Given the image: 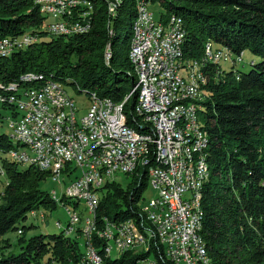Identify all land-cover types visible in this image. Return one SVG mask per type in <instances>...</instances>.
<instances>
[{
    "label": "trees",
    "instance_id": "16d2710c",
    "mask_svg": "<svg viewBox=\"0 0 264 264\" xmlns=\"http://www.w3.org/2000/svg\"><path fill=\"white\" fill-rule=\"evenodd\" d=\"M90 1L86 32L55 35L46 29L48 19L33 0H0V40L37 37L25 48L0 57V85L13 83L24 91L37 83L20 79L25 73L37 72L33 74L61 83L67 92L70 88L88 98L96 94L122 103L126 123L140 133L151 132L150 125L136 113L137 90L130 93L137 85L129 52L138 4L143 1L152 10L158 3L162 9L157 18L163 23L172 15L181 18L186 60L204 61L209 43L232 56L226 61L228 70L222 63H208L202 85L206 98L200 112L208 138L205 152L210 178L201 188L200 234L214 264H264V0H118L113 13L107 0ZM244 50L261 58L251 60V68L245 72L234 68L242 62ZM235 56H241L240 61ZM2 110L9 113L5 117L17 113L14 105L1 103L0 123ZM14 148L7 132L0 130V166L5 171L0 179V264H79L84 255L83 227L80 236L60 231L26 238L33 223L16 225L32 211L55 209L57 202L40 187L51 172L9 161L6 154ZM146 157V166L128 174L132 179L126 188L105 181L96 189L99 227L105 219L112 224L133 219L139 232L150 238L149 226L141 224L139 201L148 184V166L156 163L152 148ZM66 202L65 207L73 205L77 211L78 200ZM9 231L22 233L18 234L19 251L6 255L10 244L1 237ZM93 243L103 251L100 246L105 247V241L93 236ZM145 248L150 249L127 250L114 258L103 256L104 264H143L149 255L157 264H173L160 256L152 242Z\"/></svg>",
    "mask_w": 264,
    "mask_h": 264
},
{
    "label": "built area",
    "instance_id": "2783aa9c",
    "mask_svg": "<svg viewBox=\"0 0 264 264\" xmlns=\"http://www.w3.org/2000/svg\"><path fill=\"white\" fill-rule=\"evenodd\" d=\"M51 1L61 2V9H45V16L48 19V23L45 25L47 30L56 28L88 30V17L91 9L84 4V0ZM107 1L108 7H113L114 0ZM37 2L38 0H33L35 6H37ZM72 5H80V12H72ZM141 9L142 17L138 21V37L132 43L131 53L140 63L143 81H141L140 87H134L130 93L134 90L143 91L145 113L153 119H158L159 132L153 133L152 137L133 135L122 123V103H116L109 98L95 99L90 94L88 106L83 114V124L90 125L93 142L100 144L102 150H110V157L92 158L89 155V160H82L79 158L77 144H74L68 137V127H73L72 116L77 113V107L64 86L55 80L46 78L44 84H37L22 91L19 85L9 83L5 86L0 85V89H2L0 90V104L6 103L9 99L19 100V97H26V105H20V109H16L17 113L14 116L7 117V133L11 135L12 140L16 137L41 136L42 142H48V152H41L40 146L9 153L22 156L23 164H28L27 154L40 156L45 162H54L53 153L49 149V138L58 139L59 152L71 149L75 156L76 168L73 172V180L69 184L70 196H62L59 190V198L61 201L62 197H65L66 200H83L84 203H88L90 208L89 227L90 230H94V224L98 223H95L96 209L93 204V195L90 192V173H99L100 186L104 183L102 180L103 171H111V178L114 177L115 169H122L123 174H132V161L122 158V150H133L134 157L138 153H145L147 156L150 150L148 141L156 143V140L160 139V135H167V143H164L162 152L155 153V157L162 158V165L151 169V173L148 174V181L157 189V195L149 199L147 203L142 196L140 200L142 202L139 201V216L142 218L143 226H149V233H152V247L156 246L160 249L162 258L169 259L173 264H204L191 238L188 222L181 214V205H185L184 191H178L180 179L178 178L177 157H180L179 143L182 140L174 139L173 118L176 115L175 106L184 105L187 92L178 84L176 73L170 70V44L167 41V34H176L179 18L174 19V23H165L166 35L162 44L152 47V55L143 56V48L149 47V39H152L153 11L148 5H142ZM60 12L74 14V23L57 21V14ZM31 37L36 36L32 34ZM13 39L14 37H8V39L0 40V52L8 51L13 47ZM240 59L241 56L234 58L235 61H240ZM151 66H158L157 76H150ZM32 73L37 72L25 74ZM61 98H71V105H61V111L52 110V103H61ZM163 104H171L172 113H163ZM196 105L197 101L192 103L189 108L190 119L193 107ZM91 109L102 110V114L105 115V129H98V122L91 117ZM53 119L61 120L62 129H53ZM112 135H121L123 144L110 145V136ZM82 139H84L83 136ZM197 167L199 168V165ZM63 170L62 164V172ZM0 173L5 174L1 167ZM59 183L60 178L55 184L59 187ZM0 195L3 196L2 189H0ZM66 200L63 199L62 202L68 203ZM66 211L68 214L67 225H59L58 220L54 224L69 232H77L78 235L81 215H74V212ZM34 217L35 214H33ZM129 231H131L130 224L115 226L108 222L107 229L97 232L102 236L118 238L122 243V249L137 252L150 249L144 247L145 234H137V242H130ZM83 245L88 248L94 264H104V250H108V248L100 246L103 251L99 252L97 245L91 244L89 240L83 241ZM150 262L157 264L156 260ZM56 263L58 262L56 261Z\"/></svg>",
    "mask_w": 264,
    "mask_h": 264
},
{
    "label": "bare ground",
    "instance_id": "6f19581e",
    "mask_svg": "<svg viewBox=\"0 0 264 264\" xmlns=\"http://www.w3.org/2000/svg\"><path fill=\"white\" fill-rule=\"evenodd\" d=\"M142 5H147V4L145 2H140L138 4V13H137V17L134 22V25H133V37L131 40V48L129 52V58H130L131 64L133 65L135 75L138 78L137 87L141 86V81H143V74L140 72L139 61L135 59L134 55L131 52H132V43L138 37V21L142 17V9H141ZM38 6L42 10V14L45 15V9H61V2L51 1V0H38L37 8ZM78 6L80 5H72V12H73V8L75 10V8H77ZM116 6H117V2L116 0H114L113 7H108L109 12L113 13L114 11H116L115 10ZM89 7L90 9H92L91 5ZM66 13H70V12L58 13L57 21H58V18H63ZM175 16L170 17L166 23H174V19L179 18ZM68 23H70V21ZM88 28H89V20H88ZM76 29L56 28L54 30H48V31L51 33H54L55 35L56 34H66L67 35V34H72V33H83L87 31L86 29H83V28H76ZM152 29H153L152 39H149V47L143 48V56L152 55V47H158V45H161L162 40L164 39V36L166 35L165 23L156 22L154 19V14H153V19H152ZM185 32L186 31L184 28L183 20L179 18V22H177V25H176V34L175 33L167 34V41L170 44V70L171 72L176 73V75L178 76V84L180 85L181 88L184 89L185 92H187V95H185L184 105L175 106L176 115H174V118H173L174 139L182 140L179 143L180 157H177V165L179 166L178 178L180 179L178 183V191H184L185 205H181V214L184 215V220L188 222V228L191 231V238L194 241V244L196 245V249H198V252L200 253V256L202 258V263L214 264L212 259L208 255V252L206 250L205 243H204L205 241L200 234L201 221H202L200 191H201V188L204 182L207 181L209 177V167L207 164L206 152H205V149L208 146L207 145L208 138H207L206 133L203 132L202 126L200 125V123H198L197 117H198V113L203 108V105L201 102L205 99L201 93L202 90H200V87L203 85L201 83L205 81L206 68L208 66V62L210 64H213V63L218 64L224 61L226 62V60L232 59V56L230 55L228 50H225V49L214 50L212 44L209 43L205 49L208 60H206V57H204V61H202V63L200 61H197L203 64L201 66L199 63L200 71H198L196 64H192L193 67L191 68H193V71L195 70L197 75L191 73L190 74L191 76L189 75L185 76L187 73L182 70V64L183 62L185 63L186 61V59L184 60V53H183L184 51L183 50L184 48L183 40H185L184 39ZM33 38H37V37H33ZM23 41H24L23 44L19 43L18 45L13 42V47H11L8 51L0 52V57L8 56L14 50L23 49L27 45H29L28 39L26 41L24 39ZM15 42H17V40ZM157 75H158V66H151L150 76H157ZM20 80L24 82L36 81L37 84H44L46 81L44 76L33 74V73L30 75H24ZM137 93H138V100H137V106H136L137 107L136 113L142 116L143 123H147L150 125L151 132L140 133L137 130L133 129L132 127L127 128L128 124L127 126L125 125L126 121H125V116H123V112H122V123L127 129H129V131L133 135H138L140 137H152L153 133L159 132L158 119H153L147 113H145V107L143 106L144 93L142 90H137ZM24 98L26 97H19V100L9 99L8 101H6V103L14 105L15 109H20V105H26V99L24 100ZM70 99L71 98H61V103H52V110L61 111V105H71ZM195 101H197V105L193 107V114L190 119L189 118V108H191L192 103H194ZM163 113H172V105L163 104ZM91 117L94 121L98 122V129H105V115L102 114V110L91 109ZM72 124H73V127H68V137L74 144H77V148H79V158L80 159L89 160V155L92 158L110 157V150H102L100 148V144L93 142V137L91 136L90 125L83 124V119L78 120L76 117V114L75 116H72ZM53 129H62V122L60 119H53ZM82 136L84 139H82ZM8 137L11 143L15 147L14 149H11L9 152H17L19 149H28L29 147H40V146H41V152H48V142H42L41 136L16 137L14 140L11 139L10 134H8ZM164 143H167V135H160V139H157L155 143L156 153L162 152L164 148ZM121 144H123V137L121 135L110 136V145H121ZM151 144H153V141H148V149L151 148ZM152 148L154 149V147ZM49 149H50V152L53 153L54 162H45L44 160H42L40 156H35L34 154H27V163L34 164L40 170L45 171V172L51 170L52 173H55L54 179L61 178L60 176L62 174V164L64 166L63 173L65 172L66 165L70 166L71 164L73 169L75 170L76 161H75V156L71 152V149H64V152H59V141L57 138H49ZM9 152L6 155L10 157L11 159H13L15 162L22 164V165H28V164H23L22 156L10 154ZM1 153L2 151L0 152V155ZM122 158H125L126 161H132V171L133 172L137 168H139L140 164H142L143 167L147 165L145 153H138L134 157L133 150H122ZM155 159H156L155 161H157V164L161 166L162 158L155 157ZM197 165H199V168L197 167ZM148 169L151 173V169H154V166L150 164V166H148ZM116 173H123L122 169H115L114 176ZM109 178H111V171H103L102 172L103 182L108 181ZM61 179H60L59 185L61 184ZM98 187H101L99 185V173L91 172L90 173V192L92 193V195L94 191L96 192V189ZM53 195H54V200H55L56 192H54ZM96 197L93 195V204L95 205V209L98 206V201ZM79 201L84 203L83 200H79ZM85 205L88 207V209H90L88 203H85ZM74 215H76L75 211H74ZM108 222L111 223L110 221H105V225L102 229L108 228ZM95 223H96V218H95ZM58 224H59V221H58ZM128 224H130V229H131V231H129V241L137 242V234H141V233L139 232V230L134 229V226H133L134 222L132 220H128V221H124L120 223H114L113 225L125 226ZM79 225H80V221L78 224V234H79ZM95 225L96 224H94L93 231L84 235L85 236L84 241L89 240L91 244H94L93 236H96L99 239L108 242L109 244L112 240H114L116 245L113 246L110 244V246L107 247L108 250H104V256L106 257H110L109 255L112 253L111 252L112 247H117V248L119 247L122 249V243L118 238H116L115 236L100 235L97 231H101V229L98 227L99 229L98 230ZM68 233L70 235H73V234L76 235L77 232L68 231ZM18 234H21V231H19ZM151 242H152V233H151L150 238L144 237V247L146 244L149 245V243ZM85 248H86V251L79 264H94L92 262L88 248L87 247ZM127 250L129 249H122L121 252L123 253ZM44 264H56V263L48 261ZM57 264H60V263L58 262Z\"/></svg>",
    "mask_w": 264,
    "mask_h": 264
},
{
    "label": "rangeland",
    "instance_id": "374dc122",
    "mask_svg": "<svg viewBox=\"0 0 264 264\" xmlns=\"http://www.w3.org/2000/svg\"><path fill=\"white\" fill-rule=\"evenodd\" d=\"M117 1L118 0H116V2ZM141 2H143V1H141ZM84 4H86L87 6H90V5L92 6V2L90 0H84ZM151 8H152V11H153V14H154L155 21L156 22H161L160 21L161 18H157L159 16V11H161V9H162L161 6H159L158 3H154ZM38 9L40 10V13H42V10L40 9L39 6H38ZM77 11L80 12V6L75 8V10L73 8V12H77ZM69 15H71V16H69ZM72 15L74 16V14H72V13H66L63 18H58V21L61 19L60 20L61 22H63L65 20L64 22H66V23H68L69 21H70V23H74V17ZM172 16H175V15H172ZM175 17H177V16H175ZM68 19H70V20H68ZM67 20H68V22H67ZM31 36L32 35H25V36H22L21 38H16L15 40H13V42L18 45L19 43L23 44L24 43V41H23L24 39H25V41L28 39V44H30L31 42L36 41V39H37V38H33ZM30 37L33 38V39H31ZM29 39H31V40H29ZM16 40H17V42H15ZM213 49L217 50L214 47H213ZM205 53H206V50H205ZM109 54L110 53L107 54V58L110 56ZM260 59L261 58L259 56L252 54L249 50H244L242 62L241 63H237V65H235L234 68H236V69H238L240 71H243V72L248 71L251 68V66L249 65L251 60L254 61V62H258ZM184 60H185V57H184ZM206 60H208L207 56H206ZM197 61H200V60H195V61L194 60H192V61L191 60L190 61L186 60L185 61L186 64L183 62L182 70L187 73L186 75L184 74L185 76H188V75L191 76L190 75L191 73L192 74H196L195 70L193 71V68H191V67H193L192 64H196L198 71H200L199 70L200 69L199 63L200 62L202 63V61H200V62H197ZM226 61H231V59L226 60ZM201 63H200V65L202 66L203 64H201ZM221 66L225 70H228V68L230 67L229 63L225 62V61L222 62ZM201 72H202V70H201ZM137 81H138V78H137ZM204 82L201 83V84H204ZM201 84H200V86H201ZM137 85H138V82H137ZM137 85L135 87H137ZM200 90H202V86L200 87ZM68 92H69L70 96L74 99V104L77 107V113H76L77 119L78 120L83 119V114H84V112L86 110V107L88 106V103H89L88 95L84 94V93H77V92L73 91L70 88H68ZM201 93H202L203 97L206 98L205 97L206 94L204 93L203 90L201 91ZM93 97L96 98V99H101L96 94H93ZM25 99L26 98H24V100ZM1 112H2V114L4 116H3V122L0 123V130L2 132H8V126H7L8 119L5 116L8 115L9 113L7 111H5V110H2ZM123 116H124V113H123ZM197 118H198V123H200V125L202 126L203 132L206 133L204 128H203L204 127V125H203L204 124V118L202 117V113L201 112L198 113V117ZM125 125L127 126V123ZM127 128H131V126L128 125ZM7 134H9V133H7ZM206 135H207V133H206ZM152 147H154V152H155L156 151V149H155V147H156L155 141H153V144H151V148ZM7 158L9 159V161L15 162L10 157L7 156ZM146 162H148V161H146ZM153 166H154V168H156V167H158L160 165L157 164V161H156V163ZM19 167H24V165L20 164ZM142 167H143V165L140 164L139 168H142ZM149 169H150V167H149ZM149 169H148V171H149ZM50 172H51V170H50ZM73 172H74V169H73L72 165L71 164H70V166L66 165L65 172L64 173L62 172V176L63 177L61 176L62 179L60 178L61 179V184L59 185V187L57 186V184H55L58 181V178L54 179V174L55 173H52V172H51V175H50L51 177L49 176L44 182L41 183V185H40L41 189L48 191L50 193V196H51L52 199H54L53 193L56 192L55 201L57 202V207L55 209L51 210V211H49L48 209H45V210L39 209L38 211H32L30 213V215L27 214V218L25 220H20L19 223L16 224L17 226L29 225L30 223H33V225H34V227L29 228V229L26 230V232H25V237L26 238L30 237V236H32L34 234H40V233H42V234H52V233H59L60 231H62V232L64 231L66 235L70 236V234L68 233L67 230H64L63 228H58L54 224V222L56 220H58L59 221V225H67L68 214H67L66 210H68V211L70 210L69 212H74L76 210L73 205H70L69 207H65V204H63V202H61V199L59 198V194H60L59 190L61 191L62 196H64V195L70 196L69 184L73 180ZM147 173L149 174L150 171L147 172ZM4 175L5 174L0 173V179H3ZM131 179H132L131 176H128V174L116 173L114 177L108 179V182H109V180H110V182L111 181H115L116 183L120 184L123 188H126L128 186V184L130 183ZM0 189L3 190L2 187H0ZM200 193H201V191H200ZM95 194L97 195V192L94 191L93 195L96 197ZM156 195H157V189H155L152 186L151 182L148 181V184L146 185V187L144 189V192H143V195H142L145 198V202L147 203L149 199L155 197ZM96 199L99 202L98 195H97ZM0 200H1V196H0ZM141 202L142 201H140V203ZM78 203H79V207L77 209L78 212L75 211V214L76 215H79V214L81 215L80 216L79 230L82 227L84 228V231L81 234V237H82V239L84 241V237H85L84 235L89 233V232H91V231H93V230H90V227H89L90 209H88V207L85 205V203H82L79 200H78ZM67 208H69V209H67ZM33 214H35L36 217L33 218ZM82 215H83V217H82ZM104 221H109V220L105 219ZM104 225H105V222L103 223V225H101V227H99L97 224L95 226L97 227V229H98V227L100 229H102L104 227ZM133 226H134V229L139 230L137 228L136 224L133 225ZM21 233H22V231H21ZM73 235H75V234H73ZM76 235H77V233H76ZM79 236H80V234H79ZM1 239L2 240H8L9 244H10V246L8 248H6L5 251H4L6 255H9L11 253H17L19 251V247L17 245L18 244V232L17 231H9L6 234H4L1 237ZM110 244L113 245V246L116 245L114 240H112L110 242ZM110 244L105 241V247L106 248L109 247ZM81 250H82L83 253H85L86 248L84 247V245H81ZM121 250L122 249L119 248V247L118 248L117 247H112L111 248V252L112 253L109 256L111 258L118 257V256H120V254H122ZM45 258H47V256ZM153 260H154V256L153 255H149L147 260L145 262H143V264H152V262H150V261H153Z\"/></svg>",
    "mask_w": 264,
    "mask_h": 264
}]
</instances>
